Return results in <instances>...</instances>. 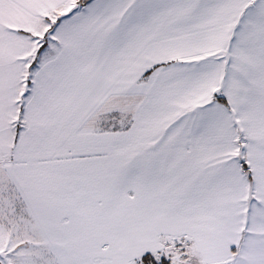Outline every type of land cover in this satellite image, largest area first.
I'll return each mask as SVG.
<instances>
[{
    "label": "snow or ice",
    "instance_id": "1",
    "mask_svg": "<svg viewBox=\"0 0 264 264\" xmlns=\"http://www.w3.org/2000/svg\"><path fill=\"white\" fill-rule=\"evenodd\" d=\"M0 264H264V0H0Z\"/></svg>",
    "mask_w": 264,
    "mask_h": 264
}]
</instances>
